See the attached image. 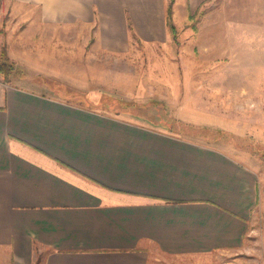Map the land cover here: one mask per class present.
I'll list each match as a JSON object with an SVG mask.
<instances>
[{"label": "crops", "instance_id": "1", "mask_svg": "<svg viewBox=\"0 0 264 264\" xmlns=\"http://www.w3.org/2000/svg\"><path fill=\"white\" fill-rule=\"evenodd\" d=\"M164 1L0 0V21L74 44L65 54H84L91 37L124 53L127 22L165 41ZM11 78L0 73V264H264L249 221L258 172L237 143L152 129Z\"/></svg>", "mask_w": 264, "mask_h": 264}, {"label": "rangeland", "instance_id": "2", "mask_svg": "<svg viewBox=\"0 0 264 264\" xmlns=\"http://www.w3.org/2000/svg\"><path fill=\"white\" fill-rule=\"evenodd\" d=\"M219 1L189 10L173 0L165 41L131 33L124 53L105 52L91 37L84 54H65L60 48L75 45L30 37L5 15L0 52L7 49L11 58V80L28 89L125 113L152 129L237 143L240 158L258 172V204L249 221L264 237V0H227L224 7ZM121 103L135 105L140 115L116 109Z\"/></svg>", "mask_w": 264, "mask_h": 264}, {"label": "trees", "instance_id": "3", "mask_svg": "<svg viewBox=\"0 0 264 264\" xmlns=\"http://www.w3.org/2000/svg\"><path fill=\"white\" fill-rule=\"evenodd\" d=\"M173 3V0H168L167 4H166V7H165V20L167 21V19L170 18V15H171V4ZM170 26V30L173 32L174 30L172 29L173 26L172 25H169ZM127 27L129 29V32L134 34L133 31H132V27L130 25L129 22H127ZM172 27V28H171ZM131 34V35H132ZM1 55H0V73L3 75V77L5 79H8V76L11 74L12 72V64L9 62L8 58H7V54H6V51L5 49H2L1 50ZM120 105H122L121 107L119 106H115L116 109H119L120 111H125V112H129V113H133V114H139V111L140 109H136L137 107H134L135 105L133 104H125V103H121ZM187 128V127H186ZM183 129V128H182ZM184 130V129H183ZM182 130V131H183ZM204 131L203 129H196L195 132H202ZM215 133V132H213ZM207 140H216L215 139V136L212 137V136H207L205 137Z\"/></svg>", "mask_w": 264, "mask_h": 264}]
</instances>
